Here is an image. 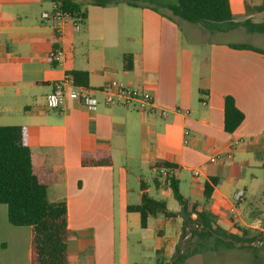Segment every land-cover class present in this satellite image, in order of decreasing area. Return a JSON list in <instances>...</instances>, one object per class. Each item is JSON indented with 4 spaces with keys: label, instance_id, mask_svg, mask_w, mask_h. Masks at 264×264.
Listing matches in <instances>:
<instances>
[{
    "label": "crops",
    "instance_id": "obj_1",
    "mask_svg": "<svg viewBox=\"0 0 264 264\" xmlns=\"http://www.w3.org/2000/svg\"><path fill=\"white\" fill-rule=\"evenodd\" d=\"M230 3L235 21H264V11L255 10L264 0ZM57 6L54 0H0V119L16 121L1 126L27 128L35 166L55 177L47 195L67 205L69 264H129L133 230L142 232L139 244L155 253V264L166 263L179 244L182 219L152 217L143 229L140 214L127 211L141 202L142 183L149 196L180 211L161 198L173 192L154 170L158 163L176 167L182 196L212 212L222 229L253 238V264H264V203L256 198L264 190V55L211 41L240 29L211 33L169 10L84 5V18L58 26L43 18ZM254 35L264 44V34ZM55 49L64 56L52 64L47 57ZM127 54L131 70L124 68ZM75 71L89 74L98 108L68 100L49 109L54 84ZM113 80L150 93L168 117L107 106L100 91ZM227 96L245 115L232 134L225 131ZM99 150H109L113 164L84 167L82 156ZM212 177L218 184L207 201L204 185ZM239 191L242 202L235 201ZM248 199L253 207H245ZM31 239V227L12 225L7 205H0V264H30ZM236 246L224 251H240Z\"/></svg>",
    "mask_w": 264,
    "mask_h": 264
},
{
    "label": "trees",
    "instance_id": "obj_2",
    "mask_svg": "<svg viewBox=\"0 0 264 264\" xmlns=\"http://www.w3.org/2000/svg\"><path fill=\"white\" fill-rule=\"evenodd\" d=\"M58 10L69 13L73 18L85 17L84 5L100 8L125 4L133 8L151 9L158 13L169 10L173 16L190 24L199 25L211 33L229 32L245 29L251 34H264V21L251 19L235 21L230 0H54ZM264 11V3L255 9ZM235 50H248L264 55V50L249 44H230ZM132 55L123 56L126 70L132 68ZM79 86L88 87L89 74L75 71L71 73ZM245 115L240 111L232 96L225 98V131L234 133L244 122ZM113 158L109 150H99L94 154H84V167L111 166ZM176 169L168 163H158L154 170ZM55 177L45 168L35 166L34 155L28 142L25 126H0V205L8 207L9 222L16 227H31V263L30 264H69V240L73 233L68 227V211L65 202L51 203L48 200V188ZM180 206L179 212L168 209L165 201L156 200L147 193V185L141 184L142 196L138 205H129V213H138L141 227L146 229L152 217L182 219L183 233L178 244V254L185 250L183 239L187 230L192 240L199 239L197 247L189 254L183 253L177 264H185L188 257L199 253L203 242L214 238L225 243L228 248L238 244L245 246L253 238L238 236L222 229L216 216L205 210L204 206L182 196L179 182L174 177H166L165 182ZM218 179L209 178L204 185V196L208 201L215 191ZM156 185L159 184L156 182ZM196 215V219L193 216ZM246 235V234H244ZM157 264H166L158 262Z\"/></svg>",
    "mask_w": 264,
    "mask_h": 264
},
{
    "label": "rangeland",
    "instance_id": "obj_3",
    "mask_svg": "<svg viewBox=\"0 0 264 264\" xmlns=\"http://www.w3.org/2000/svg\"><path fill=\"white\" fill-rule=\"evenodd\" d=\"M251 4V3H250ZM253 9V8H252ZM264 20V18H263ZM262 19H259L258 17L255 19V22H261ZM198 27V26H197ZM204 31V30H203ZM206 31V30H205ZM208 33V32H204ZM211 37V41L215 40H225L226 42L236 43V44H249L252 46H260L264 47L263 43H260L255 37L254 34L248 33L245 29H240L236 32L228 33L226 35L222 34H216ZM6 122H16L11 120H4L0 119V126L2 124H5ZM148 176H151L150 174ZM264 190L261 189L256 194L257 202L264 203ZM152 194L155 198L157 195L155 194V190H152ZM169 202V206L171 208H178L179 205L177 201L171 197L167 198L166 196L161 197ZM252 205H249V204ZM246 206H252L253 207V201L251 199H248L245 203ZM237 216V215H235ZM240 220V219H239ZM238 222H236L237 224ZM223 228H227L224 223L220 224ZM142 232L140 230H133L129 237V264H155L156 255L150 250H144L143 247L139 244V241L142 240ZM183 230L181 229V235L179 236L178 240L180 242L182 238ZM248 236H251V230H248ZM250 233V235H249ZM199 243V239L196 237L192 240V235L187 230L186 236L183 239V245H185V250L181 251L180 254H178V246L173 251L172 255L168 257L166 260V264H177L179 262V257L183 254H189L191 253ZM229 241L227 240L225 243H221L217 241L214 238H211L205 242H203V245L197 254H192L188 257L185 264H213L216 262V264H223V262L227 259H229V264H253V245L252 243H249L245 246H242L240 251H233V252H226L224 251L227 249V244ZM237 247V246H235ZM74 246H70V253H73Z\"/></svg>",
    "mask_w": 264,
    "mask_h": 264
},
{
    "label": "built area",
    "instance_id": "obj_4",
    "mask_svg": "<svg viewBox=\"0 0 264 264\" xmlns=\"http://www.w3.org/2000/svg\"><path fill=\"white\" fill-rule=\"evenodd\" d=\"M43 18L47 20L52 19L57 22L58 26H61L65 20L72 18V16L69 13L58 10L57 7L52 15L44 13ZM63 56L64 52L61 49H55L49 54L47 60L55 64L59 63ZM100 92L104 94V103L107 106L128 105L143 113H157L159 117L163 119L168 117V111L159 108L155 104L153 96L150 93L131 87L123 82L115 80L110 81ZM68 100L82 104L91 110H96L100 104L99 100L87 87L76 84L71 74H67L62 80L54 84L53 92L47 100V107L51 110L58 109ZM186 135L188 136L189 132H186ZM217 159L218 158L214 159V161H217ZM175 170L176 169H160V172L164 177L170 178L173 177ZM194 175L199 176L200 172L195 170ZM244 198V191H239L235 195V201L237 202H242Z\"/></svg>",
    "mask_w": 264,
    "mask_h": 264
}]
</instances>
